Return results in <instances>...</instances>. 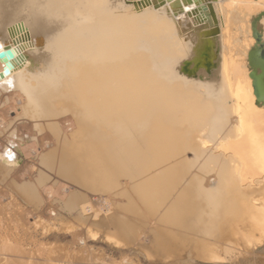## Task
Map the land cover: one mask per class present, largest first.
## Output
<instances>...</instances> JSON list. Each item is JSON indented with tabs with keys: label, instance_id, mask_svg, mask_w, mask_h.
<instances>
[{
	"label": "bare ground",
	"instance_id": "1",
	"mask_svg": "<svg viewBox=\"0 0 264 264\" xmlns=\"http://www.w3.org/2000/svg\"><path fill=\"white\" fill-rule=\"evenodd\" d=\"M175 1L0 0V264L90 259L104 212L89 193L123 177L125 234L108 243L131 249L145 210L202 234L211 264L264 245V0Z\"/></svg>",
	"mask_w": 264,
	"mask_h": 264
},
{
	"label": "rangeland",
	"instance_id": "2",
	"mask_svg": "<svg viewBox=\"0 0 264 264\" xmlns=\"http://www.w3.org/2000/svg\"><path fill=\"white\" fill-rule=\"evenodd\" d=\"M215 37H216V35H215ZM19 121L20 120L16 121L17 125L18 124L21 125L23 123L22 120L20 122ZM26 131H27L26 128H22L21 133H24V134L28 133L29 129L27 132ZM182 155L185 159L188 160L189 163L192 164L194 162L193 161L194 160V156H193L194 153L191 152L190 149H185L182 152ZM24 161H27V158H23L21 160V164L24 163ZM156 172H157V168H155L153 170V172H151L150 176L147 175V176H145V178H147V177L151 178L152 176H154L156 174ZM145 178L143 177V180ZM125 179L126 178L123 177V179L120 180V181H123V182H121V187L125 186L126 188L127 187L131 188L129 185V184H132L131 180L127 179V182H126ZM139 180H142V179H139ZM139 180H137V181H139ZM120 188L118 190L115 189V191L112 190L109 192H106L105 190L103 192V189H101L102 192L101 191L99 192L98 191L99 189L97 188V193H89L90 198L97 199L94 203V205L98 209L97 211H99L97 213H101V211L104 212V213L100 214L99 218H101V219L95 220V222L99 223V225L97 224V227L94 226L96 228V229L94 228V230H95V232H99L100 235H102V231L100 229L101 228L100 223L102 222V220L110 218L116 211V202H117V199H119V197H117V196H122V197L127 198V200L129 201L128 204H130L131 199L129 200L128 197L124 194V192L120 191L121 190ZM176 196H177V194L170 196L169 202L174 200L176 198ZM133 197H135V196H133ZM107 198L109 199L110 203H105L103 201L104 199H107ZM128 204L124 205V206L128 207L129 206ZM109 205L113 206L112 207L113 210H112V212L107 214L106 208ZM124 206L122 207L124 216L122 215L123 217L121 216L120 218H118L116 220V222L114 221V226H113L114 232L112 234H107L108 236L106 235L105 237L102 235V237L104 239L107 237H110V236L114 237V238H119L120 233L125 234V232H123L120 229V227L118 226V224H119L118 222L123 221V219L125 217L127 218V216H126L127 213L124 211ZM144 211H142L143 215L141 213V216H138V217L135 215H134V217L132 216V219H133L132 224H134L133 229H134V232L136 233L137 238H136V241L134 242L133 246L131 247V249H129L127 247H124V248L123 247H117L113 243L106 242L104 239H101L100 240L101 242L99 241L97 243H91L90 242V243H88V246H87L88 248L86 247V249H88V250H87V252H85V255H86V253H88V254L90 253V255H88V254H87V256H85L84 254L83 255L85 257L89 256L88 258H90L91 254H92L90 259L93 261V263H92V261H90V259L84 258L83 260L80 259L81 263H79V264H87V263L88 264H127L126 262L123 263L122 261H125L128 259H129L128 261H130L131 264H192L193 262H194V264H211L206 259H203V254H204L203 249H204L205 243H208L209 240L206 239L202 234H200L199 232H196V231H193V232L184 231L183 232V230L179 231L175 228L172 229L170 226L166 225L165 222H159L158 221L159 215L152 214V213L149 215L148 213L146 214V211L145 212ZM124 212H125V214H124ZM91 216H92L91 220H94V214H92ZM147 219L150 223H149V225L145 226L144 223ZM231 221H233V220L231 219ZM141 222H143V223H141ZM140 223L143 224V226L140 225ZM145 227H147L146 231H148L147 232L148 234H144L145 231L143 228H145ZM138 228H141V230L143 229L142 231H140V237L138 236V234H139ZM174 229H175V231H174ZM85 233H86V231L82 232L83 235L81 234V237H87V235ZM151 233L153 235L152 247H150L149 245H148L149 247H146V248L135 247V244L138 241V238L143 242V244H145V245L150 244L149 241L151 240ZM156 238H158V239H156ZM70 241H72L71 236H69V238L66 240L53 239L51 242L53 244L54 243L58 244L56 246H61V245L67 246L68 245L71 247V245H69V244H71ZM77 246H78V244H77ZM80 247L83 248L84 246L80 244L77 247L78 249L72 246L71 253L77 254V252H78L79 256H81L82 255L81 250H83V249H81ZM238 253H236L237 255L235 254L232 258H230V260L229 259H228V261L226 260L227 262L224 261L223 263L221 262L220 264H264V245L255 247L253 249L252 248L248 249L247 251H246V249L240 250V252L238 251ZM147 254L153 255L152 257H154V259L147 257ZM188 256H191L192 260ZM168 257H170V259H167ZM86 259L89 261H86ZM84 260L86 263H83ZM183 260H185V261H183ZM133 261H134V263H133Z\"/></svg>",
	"mask_w": 264,
	"mask_h": 264
},
{
	"label": "water",
	"instance_id": "3",
	"mask_svg": "<svg viewBox=\"0 0 264 264\" xmlns=\"http://www.w3.org/2000/svg\"><path fill=\"white\" fill-rule=\"evenodd\" d=\"M156 2L163 3L164 0H153V3L154 4H156ZM182 2L184 3V0H182ZM190 3H191V1L188 0V3H184V4H190ZM172 6H173V8H176L179 11L181 10V5H180V3L177 0L172 3ZM175 14H176V12H175ZM257 41L259 43H261V37H260V35L257 36ZM4 49L8 53V55L7 56H3V54H1V56H0L1 59L6 64L4 71L2 73H0V78L1 79L5 78L6 76L10 75V73H11V69H10L11 68V65L9 63V57H12V54H11V50H10V45L5 44ZM12 51H13L12 53H16L15 49H12ZM260 62L261 63L264 62V46H263V44H261L260 51H259V54H258V58H257V61H256L255 64L257 66H260V65H258ZM206 63H207L206 64V68L207 69L208 68H211L210 66L214 65V63H212V62H206ZM191 67H192V63L189 62V61L184 62L183 63V66H182V68H183V70H184L185 73H189L190 71H195L196 70V69H193L194 66H193L192 69H191ZM195 68H203V67L201 66V64H198L197 66H195ZM253 78H254V84H253V86H254L255 95H256V97H257L258 100L259 99H262V102H264V94H262V91H261L260 76H256V77H253Z\"/></svg>",
	"mask_w": 264,
	"mask_h": 264
},
{
	"label": "crops",
	"instance_id": "4",
	"mask_svg": "<svg viewBox=\"0 0 264 264\" xmlns=\"http://www.w3.org/2000/svg\"><path fill=\"white\" fill-rule=\"evenodd\" d=\"M123 188H120L121 190H130L132 187H133V183L130 185V187L131 188H126L125 186H122ZM120 190V191H121ZM117 197H119V199H117V202H116V211H115V213L110 217V218H108V219H104L103 221H102V223H100V226H101V231H102V235L105 237V235H107V234H112L113 232H114V220L116 221L119 217H121L122 215H123V211H122V207L124 206V205H127L128 204V200H127V198H125V197H122V196H117ZM116 215V216H115ZM124 216V215H123ZM130 216V215H129ZM110 222V223H109ZM141 223H143V222H141ZM140 223V225H142L143 226V224H141ZM149 221H148V219L145 221V226H147V225H149ZM159 223V222H158ZM139 225V226H140ZM142 228V227H141ZM141 228H138V236L140 237V231H142L143 229H144V234H148L147 232L148 231H146V228L147 227H145V228H143L142 230H141ZM152 239H153V235H152V233H151V240L149 241V243L150 244H143V242L138 238V241L136 242V244H135V247H140V248H146V247H152ZM149 245V246H148ZM134 247V248H135Z\"/></svg>",
	"mask_w": 264,
	"mask_h": 264
},
{
	"label": "snow or ice",
	"instance_id": "5",
	"mask_svg": "<svg viewBox=\"0 0 264 264\" xmlns=\"http://www.w3.org/2000/svg\"><path fill=\"white\" fill-rule=\"evenodd\" d=\"M184 3H188V0H184ZM194 7V5H192ZM187 10H190V9H187ZM3 48V45H0V50H2Z\"/></svg>",
	"mask_w": 264,
	"mask_h": 264
}]
</instances>
